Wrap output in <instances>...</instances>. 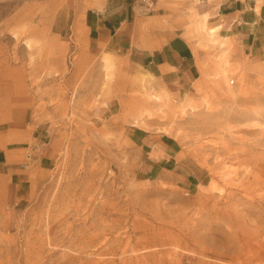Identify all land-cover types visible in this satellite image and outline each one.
<instances>
[{
  "label": "rangeland",
  "instance_id": "rangeland-1",
  "mask_svg": "<svg viewBox=\"0 0 264 264\" xmlns=\"http://www.w3.org/2000/svg\"><path fill=\"white\" fill-rule=\"evenodd\" d=\"M52 7L0 0L22 116L0 156L26 180L0 203V264H264V44L187 9L199 74L176 96L118 82L55 32Z\"/></svg>",
  "mask_w": 264,
  "mask_h": 264
},
{
  "label": "crops",
  "instance_id": "crops-1",
  "mask_svg": "<svg viewBox=\"0 0 264 264\" xmlns=\"http://www.w3.org/2000/svg\"><path fill=\"white\" fill-rule=\"evenodd\" d=\"M44 1L53 6L51 27L56 28L55 32L62 34L69 27L71 36L81 40L78 50L83 56L98 67L105 62L118 66V82L140 81L176 96L189 90L199 74L194 49L181 32L180 19L187 9L206 15L208 23L220 27L221 34L254 53L264 44V0L260 5L258 0ZM166 21L172 28L166 26ZM20 82V75L11 81L4 73L0 75V148L7 147L6 137L17 132L22 123L20 108L16 106ZM6 98L13 105L8 108L9 114L5 109ZM107 106L112 107L111 103ZM1 153L0 203H3L6 197L10 200L17 196L26 180L25 170L16 165L5 166L6 155Z\"/></svg>",
  "mask_w": 264,
  "mask_h": 264
}]
</instances>
